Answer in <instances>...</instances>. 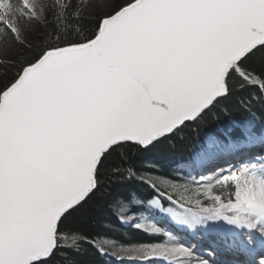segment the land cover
Returning <instances> with one entry per match:
<instances>
[{
	"label": "snow or ice",
	"instance_id": "1",
	"mask_svg": "<svg viewBox=\"0 0 264 264\" xmlns=\"http://www.w3.org/2000/svg\"><path fill=\"white\" fill-rule=\"evenodd\" d=\"M258 56L264 61V0H0V264H55L58 254L61 264H83L86 238L74 221L109 185L135 177L137 159L214 110L217 123L227 121L231 110H218L237 89L264 105ZM230 160L238 165L195 188L149 174L155 166L139 181L166 189L181 226H233L217 233L227 250L259 243L262 259L250 264H264V124L213 125L179 171ZM89 246L101 257L114 248L113 264H209L171 239ZM177 253L184 259L173 261Z\"/></svg>",
	"mask_w": 264,
	"mask_h": 264
},
{
	"label": "trees",
	"instance_id": "2",
	"mask_svg": "<svg viewBox=\"0 0 264 264\" xmlns=\"http://www.w3.org/2000/svg\"><path fill=\"white\" fill-rule=\"evenodd\" d=\"M261 62L264 61L258 56L256 58L257 65ZM251 97L249 99L248 92L240 93L237 89V94L225 101L218 110L220 113L231 110L232 115L227 121H224L223 115H220L219 120L223 123H217V111L214 110V113L206 121L201 122L199 125H192L189 129H185L184 132L180 133L177 139L170 141L167 148L154 150L137 159L136 168L140 171L136 173L135 177L122 181L119 187L109 185L105 189L108 195L94 202L88 213L74 221V226L86 238L85 242L81 244L83 264H106L104 257L99 256L89 246V242L92 241L110 238L119 245H145L150 243L154 237L152 234L137 226L125 227L120 222L118 218L120 206L116 201H122L131 210L144 209L142 202L149 201L157 193L151 187L142 184L139 181V176L144 174L146 169H152L155 166L156 170L149 174L169 179L177 178L174 172V170L177 173L179 172L177 164L188 159L192 146L213 125L220 128L226 127L230 132L233 127H238L241 121H253L257 126L264 124V105L261 104L255 92L251 94ZM241 100L245 101L250 107L245 109L238 107ZM134 200L141 203H134ZM163 202L168 203L166 200H163ZM203 203L207 204L208 201H203ZM61 261L62 257H59L58 254L55 264H61Z\"/></svg>",
	"mask_w": 264,
	"mask_h": 264
},
{
	"label": "bare ground",
	"instance_id": "3",
	"mask_svg": "<svg viewBox=\"0 0 264 264\" xmlns=\"http://www.w3.org/2000/svg\"><path fill=\"white\" fill-rule=\"evenodd\" d=\"M222 161H214L212 162L209 167H212L214 166L216 163H221ZM229 162H231L232 166H237L238 165V161L237 160H230ZM228 162V164H230ZM223 165L221 167H218L217 170H212V171H208L206 175H203L204 178L206 177H210V176H213V175H217L221 172V170H223L224 172H226L228 170V167L229 165ZM206 180V179H204ZM174 211H179L180 209L179 208H174L173 209ZM159 212L157 211L155 213V215L157 216ZM150 216V218H155L157 219V222L160 224V225H163L164 227H166V231L167 229L172 231L174 234H171L169 233L168 231V235L169 237L166 239V240H174L176 243L178 244H183L185 247H191L190 244H189V241L188 239H190L192 242L196 241V235L198 234L199 238H201V240L203 239V235L204 234H207L206 235V238L205 240L207 239V241H199V245L198 247L194 248V247H191L195 250V255H194V259H199V260H209V257L207 255H205L204 251H202L200 248H203L204 246L206 245H209L211 244L213 246L214 249H216L219 253V255L221 256H225V257H228L227 256V252H231V253H235V257L236 259L239 260V262L241 264H250L251 261H253L254 259H257V258H254L255 256V249L257 247H260L261 245L259 243H257L254 247V249L251 251V252H237V251H231V250H227L225 248V245L223 242L219 243V244H216L215 243V239L217 238L219 240V237L217 235L218 232H220L221 230L225 229V228H231L233 226H228L226 225L223 221L221 222H218L220 224V227L219 228H210L208 230H192V229H189L187 226H181L179 225L178 221H176V219L168 212L167 215L169 217H167L163 222V219L161 218H156V216ZM152 221V220H151ZM154 226V225H153ZM235 231L238 233L239 235V238L241 240H244V241H249V237H248V234H247V230H243L241 231L240 229H235ZM178 233V234H177ZM183 233L184 237H180V235ZM186 234H188L189 236L186 238ZM259 234V232H258ZM153 239H155V237H153ZM169 243V241L165 244H161L160 246H164V245H167ZM250 243V241H249ZM154 245H159V244H154ZM233 257V256H232ZM231 257V258H232ZM173 261L175 260H180V259H184L180 256L179 253H177L175 256H173L171 258ZM165 264H167V262H165ZM185 264H187V261L185 260ZM210 264V263H209Z\"/></svg>",
	"mask_w": 264,
	"mask_h": 264
},
{
	"label": "rangeland",
	"instance_id": "4",
	"mask_svg": "<svg viewBox=\"0 0 264 264\" xmlns=\"http://www.w3.org/2000/svg\"><path fill=\"white\" fill-rule=\"evenodd\" d=\"M87 14V13H86ZM222 162H224V161H222ZM228 163H226L225 165H227ZM232 163H230V164H228L229 165V167H228V169L229 168H233L234 166H232L231 165ZM184 165H180V166H178V168L179 169H181L182 167H183ZM220 167V166H219ZM177 168V170H179ZM174 172H175V175L177 176V177H179L180 178V180L181 181H195V183H192L191 184V187H193V188H195V187H197L200 183H202V182H204V180H202V175L200 176V177H198V179H197V177H196V175L194 174V172L192 173V175L191 176H186L185 174H180L181 172L179 171L178 173L174 170ZM203 173L205 172V171H202ZM227 173V171L225 172V174ZM162 179H169V178H165V177H161ZM204 178V177H203ZM207 178V177H206ZM206 178H204V179H206ZM170 180V179H169ZM198 180V181H197ZM197 181V182H196ZM166 191V189H164V188H161L160 189V193L158 194L157 192V195L156 196H154L153 198H151L149 201H152V200H155V199H157V198H159L160 199V203L159 204H149V201H146V202H142L143 203V206H144V208H145V214H133V215H130V214H128V210H129V207H125V211H124V214H123V216H122V214H121V210L120 209H118V218H119V220H120V222L126 227V226H132V227H134V226H137V225H139L140 226V228H142V229H144L145 231H147V225H149V224H152V225H154V226H162L163 228H161V233L163 234H165V232L167 233V231L169 232V233H171V234H174L172 231H170V230H168L167 229V231H166V229H164V228H166V227H164L163 225H160L158 222H157V219H155V218H150L149 216H154L155 215V212L154 211H156V210H161V212H162V202H163V200H166L168 203H170L171 205H170V207L168 208V209H174V208H178V205H177V203H176V201L175 200H172V201H170V200H168V198H167V196L166 195H164V192ZM134 203H141L140 201L138 202L137 200H134ZM202 203H203V201H202ZM190 206V205H189ZM156 209V210H155ZM167 209V210H168ZM167 210H165L164 212H165V214L166 213H168V211ZM157 212V211H156ZM161 215H162V213H158L157 214V216H156V218H162L163 219V222H165L166 220V215H164L163 217H161ZM152 220V221H151ZM165 220V221H164ZM101 241V240H100ZM103 242H105V244H107V245H112V244H116L115 242H113L114 240H111L110 238H105L104 240H102ZM169 241V239L168 240H166L165 241V243H167ZM69 243H71V240H69ZM165 243H163V244H165ZM116 245H119V244H116ZM159 245H161V244H159ZM123 246H136V244H134V245H123ZM115 249L114 248H112L111 246H109V247H107L106 248V251L109 253V255L108 256H104V259H105V261H106V264H113V262H112V259H111V253L114 251Z\"/></svg>",
	"mask_w": 264,
	"mask_h": 264
}]
</instances>
